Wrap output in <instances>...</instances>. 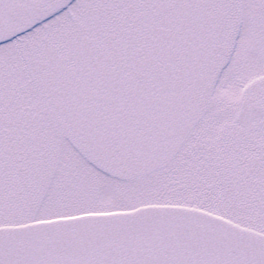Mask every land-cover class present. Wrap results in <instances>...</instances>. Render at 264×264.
Wrapping results in <instances>:
<instances>
[{"label":"snow or ice","instance_id":"1","mask_svg":"<svg viewBox=\"0 0 264 264\" xmlns=\"http://www.w3.org/2000/svg\"><path fill=\"white\" fill-rule=\"evenodd\" d=\"M0 264H264V0H0Z\"/></svg>","mask_w":264,"mask_h":264}]
</instances>
